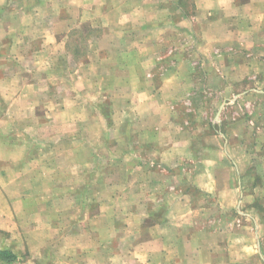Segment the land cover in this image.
Instances as JSON below:
<instances>
[{"label":"crops","instance_id":"obj_1","mask_svg":"<svg viewBox=\"0 0 264 264\" xmlns=\"http://www.w3.org/2000/svg\"><path fill=\"white\" fill-rule=\"evenodd\" d=\"M74 2L83 8L82 19H90L89 13L96 10L109 15L116 12L118 20L82 23L74 16H60L59 6L51 7L54 17L50 22L30 19L25 23L23 19L14 25L0 17V264H243L240 253L245 252L248 245L239 249L248 241H240L243 229L236 224L237 216L252 220L258 249L264 253L263 238L259 234L264 222L258 220L264 214L256 212L253 206L254 211L243 210L246 191L239 180L235 179V184L229 182L228 188H224L217 180L204 179L198 184L194 179L185 187L180 173L182 186L168 184L163 175L172 169H167L165 156L180 152L175 151V144L158 142V135L152 134L151 127L148 133L139 131L140 140L147 135L157 140L158 147L151 151L148 160L143 159L142 150L138 149L117 151L116 155V150L107 146L109 139L105 133L96 128L101 120L107 122L108 119L101 111L84 118L86 122L78 126L75 122L78 117H70L68 121L76 127L70 126L68 131L59 116L38 114L39 107L46 109L54 105L56 112L67 107H64L66 102L62 103L65 94L51 80L57 78V73L61 76V71L55 67V74L48 70L42 78L35 68L14 69L9 64L14 60H36L54 47L66 49L68 58L75 64L82 51V58L88 61L91 70L94 68V61H90L93 46L109 43L108 51L99 56L101 62L110 63L109 73H96V77L102 76L103 80L106 76L114 77L116 71L119 74L128 69L133 60L150 61V65L135 67L139 73L129 69L130 75H141L142 69H146L143 74L148 82L131 89L138 93L136 108L144 116L153 108L149 99L153 93L161 90L176 93L180 78L190 80L186 67L183 71L163 72L161 84L151 67L166 58L167 49L169 53L175 49L173 55L179 58L178 48L187 50L189 46L194 52L199 51L204 75L208 76V82L204 80L202 85L207 88L206 84L220 80L224 84L225 81L228 86L224 90L236 93L229 103L238 108L243 105L239 103L243 97V106L253 109L245 115L238 111L236 125L255 124L257 111L264 109V102L253 98L255 92L264 94V0ZM11 4L12 0L2 1L0 12ZM96 4L101 7L96 9ZM37 8L22 7V14L25 15V11L28 17L32 12L38 14ZM78 8L72 14L76 10L79 13ZM63 26L65 29L61 30ZM25 28H32L31 33L33 29L43 32L30 36L22 33L16 39L13 30ZM96 31L101 34L95 35ZM34 40L40 45L34 50L25 49V43L29 45ZM22 43L23 50L18 49ZM112 46L116 48L114 52H111ZM189 56H183V64L189 61ZM79 65L73 66L72 73L78 74ZM105 89H109L108 83ZM208 89L211 90L209 86ZM57 96L60 101H52ZM100 102L96 99L95 108L104 106ZM167 120L174 121L164 116L163 122ZM125 123L128 120L120 122ZM83 130L88 133L86 143L76 136V132ZM234 131L223 130L218 134L226 140L239 139L244 148L245 130L237 127ZM94 140L99 148L95 147ZM81 141L84 143L82 157L78 153L81 149L75 146ZM224 161L222 158L220 164ZM200 170L206 173L207 164L199 163L192 172ZM81 173L87 174L85 180ZM243 173L238 167L234 178L243 177ZM114 175L117 179L111 182ZM81 186L80 192L72 190ZM191 186L201 190L199 197L194 196L196 192L189 189ZM132 188L144 196L137 194L138 202L156 197L163 214L149 213L147 218L137 222L140 213L130 205ZM233 188L237 192L236 199L230 196ZM118 200L124 205L123 209L116 207ZM125 220L134 221L136 228L128 227L131 222L127 224ZM200 229L206 231L203 240ZM114 234L122 237L123 242L112 246ZM131 234H134V243L129 244L125 237Z\"/></svg>","mask_w":264,"mask_h":264},{"label":"rangeland","instance_id":"obj_2","mask_svg":"<svg viewBox=\"0 0 264 264\" xmlns=\"http://www.w3.org/2000/svg\"><path fill=\"white\" fill-rule=\"evenodd\" d=\"M2 1L4 2V0H0V3H2ZM112 1L115 3L119 0ZM98 3L99 2L97 1V4ZM30 6L31 9L38 7L36 10L38 14L32 12L28 17L25 11V15H23L22 7L28 8ZM54 6H59L60 9H62V11L60 10V16L64 18L74 16L75 19L82 20V23L94 21L92 23L98 24L102 23L103 21L107 22L109 20L117 21L119 17V14L116 12H113L112 15H109V13L106 14L104 12L95 10L89 13L90 19H82L81 11L83 8L76 6L74 0H12V4L0 12V17L3 21L6 22L8 20V22L14 25H17L18 22L22 21L23 19H26L25 23L30 22V19H44L49 20L50 22L54 17L52 14L54 12L52 9ZM76 7H79V13L78 10H76L75 13L72 14ZM98 7L100 8L101 6L97 5L96 9H98ZM85 17H87V15ZM72 22L75 23L74 19ZM31 29L32 28L19 30L14 29V36L16 39H18L21 37L22 33H28L30 36L37 34L38 32H43L41 29H33V33H31ZM64 29L65 27L63 26L61 30ZM22 30L24 32H21ZM99 33V31H96L94 34L100 35L101 33ZM180 41L183 43V38ZM25 44L26 45L24 47L27 50L28 48H32V50H34L40 45L37 40L32 41L29 45L28 43ZM106 46H109V43L106 45L99 43L93 46V50L90 55V61H94V68L91 70L89 68L90 65L87 66L88 61H85V59L82 58L84 56L82 55V51L79 55V62L75 64L70 58H68L69 54L66 53V49H56L54 47L49 48L47 53L36 60H14L9 64H12L14 69L24 68L25 66L27 68H35V72L40 75V77L42 76V78L48 74V70H52L54 73L53 70L55 67L57 71L62 72L61 76H59L57 73V80L55 77H53L55 80H51L60 85H57V87H59L60 92L65 94V97L62 99V103L64 105L66 102L64 107H67L62 112H56V110L53 108L54 105H52L53 107L51 108L47 106L46 109L44 107H39L38 114H40V116H59L62 124L64 123V128L68 131L70 126L76 127L78 123L81 124L86 122V120H83L84 118L93 117L95 113L101 111L103 114L108 116V119L107 122L101 120V122L96 125V128L103 131L105 133V137L109 139L107 141V146L115 149V153H117L116 155H118V152L124 150H142L141 152L145 161L146 159H149V155L152 153L151 151L156 149L158 144H156L157 140L154 136L149 137L147 135L144 139L140 140L139 131L141 130V132L144 131V133H148L147 129L152 127V134L158 135V142L162 141L164 145H170L173 143L175 144V151H180L175 155L174 153L169 152L173 155H169L167 157L165 156V162L169 165L167 169H172L170 173H165L163 175L168 184L177 185L179 183L178 185L182 186L181 176H183L185 187L187 183H192L194 179H196L195 181L198 184L203 182L205 179L207 181L217 180L224 188H228L229 182L235 184L236 180H239L245 185L244 189L246 191L243 197V201L245 203L243 204L244 207L242 206L243 210L246 211L247 209H251L254 211L252 208L256 207V212L264 214V109L259 111L255 110L257 113H259L258 116L255 115L257 117L255 119V124L236 125L237 120L235 117L238 111L240 114L242 113L245 115L247 113H251L253 109L251 107L247 108L243 106L245 105L243 97H240L239 99V103L243 104L242 106H239L242 109H238L239 107L236 108L233 103H229V100L232 99L236 93H233V90H224V88L228 86L225 84V81L224 84L222 82L220 83L221 80L219 83L218 81L214 82L215 85L206 84L207 88L204 84L202 85V81L206 80L208 82V76L204 75V68L201 65V63H203L202 59H200L199 51L194 52V50L188 46L187 50L185 47L183 50L182 48H178L179 50L177 51L179 54L176 55L179 58H175L173 55L175 49L174 51L171 49V53H169L170 49H167L166 53L164 51L166 58L160 61L159 64L157 63L158 65H153L151 68L154 72V75L156 74L155 76L158 78V80H160L161 84L163 81V72H168V70L183 71L184 68L186 69V67L187 73H190L191 81L189 80V82H187L186 79L184 81L182 78H180L176 93L168 94L161 90L153 93V96L149 95L151 97L149 99L152 102L151 104L153 108H151L149 112L146 113V115L141 116L140 112L136 108V102L139 99L138 93H136L134 90V92L131 91V89H134L136 85H141L148 82V77L143 74L145 73L146 69H142L141 75H130L131 73L129 72V69L131 71L134 69L139 73V70L135 67H140L145 63V65H150V61H147L148 59L144 61L133 60L130 63V67L128 69L125 71L121 70L119 74L118 71H116L117 73L114 77L110 76V78L109 76H106L104 78L105 80H103L102 76L96 77L95 74L103 72L109 73L108 69L111 67L110 63L106 65L107 62H101L102 57H99L102 53L108 51V47ZM17 48L23 50V43L18 45ZM67 48L68 50L71 49L70 47ZM115 49L116 48L112 46L111 52H114ZM29 52L32 53L33 51ZM94 54L96 56H93ZM185 55L189 56V61H187L186 64H183ZM109 62L114 63L112 61ZM81 63H83V65L80 66L79 64ZM75 65L77 67L79 65V68H81L78 74L72 73L74 69L73 66ZM46 79H48V77ZM107 83L109 87L108 90L105 89ZM190 86L191 88H189ZM208 86L211 88V90L208 89ZM199 87H201L202 90H199ZM59 89L56 88V91L58 92ZM48 97H51V95ZM253 98L257 102H264V94L260 92H255ZM58 99L59 96L53 97L52 101H60ZM96 99L101 101L100 103H103L104 106H97V108H95L94 105L97 104ZM75 102H77V108L74 107ZM157 115L159 118H156ZM72 116L78 117L76 118L78 120L75 121L76 125L75 123H72L71 120L68 121V119ZM164 116L170 117L171 119L173 118L174 121L167 120L168 122H163ZM124 120H128V123H125L124 125L120 124V122H123ZM237 127L238 129L245 130V136L247 138L242 141L243 143H246L243 144L244 148L241 147L239 139L226 140L221 134H218L223 130H227V132L229 130L234 131L237 129ZM98 129H96V132L100 134ZM152 131H149V133ZM76 133V136H78L77 140H82L83 142L87 141V131L83 130ZM124 134H126V137ZM82 141L75 145L77 148L81 149L78 151V153H80V157H82L81 154L84 153V143ZM94 145L96 148H99L96 141ZM228 152L230 154H228ZM226 153L228 155H226ZM147 155L148 157L146 158ZM222 158H224L225 161L220 164V160ZM114 163V165H117V161ZM199 163L207 164L206 173L202 170H200L198 173L192 172V169L197 167ZM182 167L184 169H182V172H180ZM238 167H240L244 172L242 175L243 177L240 178L239 176V179H237V177L234 178L235 171H237ZM180 173L181 176L179 175ZM64 175L67 174L64 173ZM83 175L85 180L87 178V174ZM65 178L70 179L68 177ZM116 179L117 176L114 175L111 177V182L115 181ZM82 188L83 186L77 189L74 188L72 190H77L80 192ZM114 188L117 190V192L119 191L117 187ZM115 189L110 190L112 192ZM145 189L146 188H144V190ZM189 189H191L193 192H196L194 196L199 197V192L201 190L198 187L194 188L191 186ZM232 190V194L230 196L236 199L235 193L237 192H235L236 190L234 188ZM139 192L140 191H136L133 188L131 189V196L133 197L131 201L133 203L131 202L132 204L130 205L134 210H137L135 211L136 213H140V216H138L140 218H138L137 222L143 221V217L147 218L149 213H159L160 215L161 213L163 214V207L162 205H158V203H156V197H147L145 199L146 201L143 200L142 202H138L139 199L135 198V196L137 194L141 195ZM141 196L142 198L144 197L143 195ZM115 205L116 207L119 206L122 209L124 206L119 202V200ZM95 212H97L96 209ZM233 216H235L234 213ZM236 218H238L236 220L237 226L240 229H243L242 231L240 230V241H248V243H244L239 249L242 250L245 245H248L246 250H244L245 252L240 253V263L242 260L243 264H264V253L258 249V239H256L255 236L257 231H253L252 220H248L245 219V217L239 216ZM263 218H258L259 222H264ZM122 221L123 220H120L119 222ZM125 222H127V224L131 222V225L128 227L136 228L134 221L132 222L125 220ZM147 224L149 225L150 222ZM229 227L230 225H228V229ZM260 229L261 231L259 234L261 235V238H263L262 242L264 246V227ZM200 230L202 232L199 231V234L203 240V236H206V231L204 229ZM133 236L134 234L126 236V242L129 244L134 243ZM111 238L112 246L123 242V240H121L122 237H120L118 234H114Z\"/></svg>","mask_w":264,"mask_h":264}]
</instances>
